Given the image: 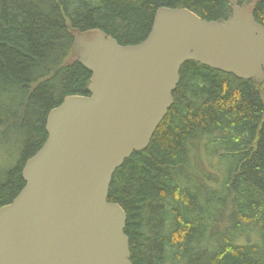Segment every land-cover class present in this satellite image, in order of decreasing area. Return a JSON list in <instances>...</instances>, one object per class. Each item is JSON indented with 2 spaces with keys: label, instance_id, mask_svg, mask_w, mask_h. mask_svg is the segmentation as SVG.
Wrapping results in <instances>:
<instances>
[{
  "label": "trees",
  "instance_id": "trees-1",
  "mask_svg": "<svg viewBox=\"0 0 264 264\" xmlns=\"http://www.w3.org/2000/svg\"><path fill=\"white\" fill-rule=\"evenodd\" d=\"M163 6L207 20L232 14L226 0H0V144L18 143L0 161V207L25 187L23 168L48 138L50 110L89 93L91 72L72 53L75 34L100 28L120 44H137ZM255 18L264 25V1ZM180 75L149 147L126 159L110 186L108 200L128 216L131 260L264 264V83L196 61ZM201 146L218 156L220 181H209L215 174L193 159ZM237 218L251 239L238 235Z\"/></svg>",
  "mask_w": 264,
  "mask_h": 264
},
{
  "label": "water",
  "instance_id": "water-1",
  "mask_svg": "<svg viewBox=\"0 0 264 264\" xmlns=\"http://www.w3.org/2000/svg\"><path fill=\"white\" fill-rule=\"evenodd\" d=\"M226 1L232 14L222 20L160 7L137 44L100 28L75 34L89 93L68 95L48 113V138L23 168L25 187L0 207V264H134L127 213L109 190L125 160L149 147L182 66L196 61L264 83V25L255 18L264 0Z\"/></svg>",
  "mask_w": 264,
  "mask_h": 264
},
{
  "label": "rangeland",
  "instance_id": "rangeland-1",
  "mask_svg": "<svg viewBox=\"0 0 264 264\" xmlns=\"http://www.w3.org/2000/svg\"><path fill=\"white\" fill-rule=\"evenodd\" d=\"M16 144H18V143L17 142H10V146H5V145H1L0 144V161L1 160H4L8 156L9 153L15 152V145ZM199 149H200V151L193 156V159L196 160V162H197V160L200 159V160H202L201 163L204 160L205 163H203V165H202L203 169L207 173H213V174H215L216 178L213 179V180H209V181H220V179H218V174H220L219 167L221 166V162L219 161L217 163L218 156L217 155H214V154L209 155V156L206 155V154H204V151L202 150V146ZM211 164H214V165H211ZM228 164H229V160H227V162H226V165H228ZM198 165L201 167V164H198ZM0 166L5 167V164L3 163ZM237 222H238V225L237 226L239 227V229H242L244 231V232L239 233L238 235L240 237H243L244 239H247V240L251 239V235L250 234L252 232L249 230L248 224H247V226H245L243 224L244 221L242 219H239V218H237Z\"/></svg>",
  "mask_w": 264,
  "mask_h": 264
}]
</instances>
